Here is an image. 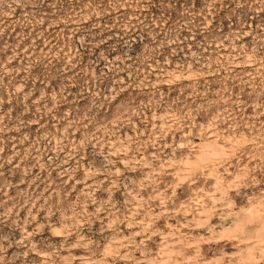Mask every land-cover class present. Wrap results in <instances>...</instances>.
<instances>
[{
    "label": "rangeland",
    "instance_id": "obj_1",
    "mask_svg": "<svg viewBox=\"0 0 264 264\" xmlns=\"http://www.w3.org/2000/svg\"><path fill=\"white\" fill-rule=\"evenodd\" d=\"M0 264H264V0H0Z\"/></svg>",
    "mask_w": 264,
    "mask_h": 264
},
{
    "label": "bare ground",
    "instance_id": "obj_2",
    "mask_svg": "<svg viewBox=\"0 0 264 264\" xmlns=\"http://www.w3.org/2000/svg\"><path fill=\"white\" fill-rule=\"evenodd\" d=\"M204 149V148H203Z\"/></svg>",
    "mask_w": 264,
    "mask_h": 264
}]
</instances>
